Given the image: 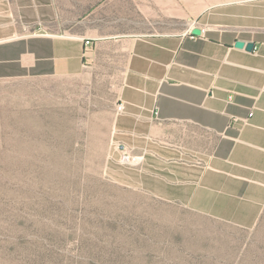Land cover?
I'll list each match as a JSON object with an SVG mask.
<instances>
[{
  "label": "rangeland",
  "instance_id": "obj_1",
  "mask_svg": "<svg viewBox=\"0 0 264 264\" xmlns=\"http://www.w3.org/2000/svg\"><path fill=\"white\" fill-rule=\"evenodd\" d=\"M234 1L55 0L56 50L79 63L1 89L0 264H264V210L243 226L165 201L114 143L126 38Z\"/></svg>",
  "mask_w": 264,
  "mask_h": 264
},
{
  "label": "crops",
  "instance_id": "obj_2",
  "mask_svg": "<svg viewBox=\"0 0 264 264\" xmlns=\"http://www.w3.org/2000/svg\"><path fill=\"white\" fill-rule=\"evenodd\" d=\"M55 5L0 0V144L2 87L79 63L56 50ZM196 26L202 35H191ZM126 39L116 132L142 157L128 165L142 182L127 177L144 185L157 169L159 198L252 226L264 210V0L217 4L181 32Z\"/></svg>",
  "mask_w": 264,
  "mask_h": 264
},
{
  "label": "built area",
  "instance_id": "obj_3",
  "mask_svg": "<svg viewBox=\"0 0 264 264\" xmlns=\"http://www.w3.org/2000/svg\"><path fill=\"white\" fill-rule=\"evenodd\" d=\"M191 35H193L191 33ZM196 36V35H193ZM123 104H120V108H122ZM115 150L119 153L120 161L123 164L137 166L141 163L142 157L135 156L132 153V149L123 141H115Z\"/></svg>",
  "mask_w": 264,
  "mask_h": 264
},
{
  "label": "water",
  "instance_id": "obj_4",
  "mask_svg": "<svg viewBox=\"0 0 264 264\" xmlns=\"http://www.w3.org/2000/svg\"><path fill=\"white\" fill-rule=\"evenodd\" d=\"M193 35L199 36L202 35L203 29L199 26L193 27L191 30ZM235 45L239 48L245 47L248 51H252L255 48V44L253 42H244V41H236Z\"/></svg>",
  "mask_w": 264,
  "mask_h": 264
}]
</instances>
